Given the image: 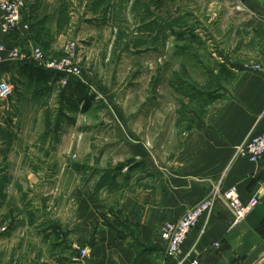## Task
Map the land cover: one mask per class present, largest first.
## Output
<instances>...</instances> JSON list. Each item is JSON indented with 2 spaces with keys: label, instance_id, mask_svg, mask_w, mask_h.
I'll list each match as a JSON object with an SVG mask.
<instances>
[{
  "label": "crops",
  "instance_id": "crops-1",
  "mask_svg": "<svg viewBox=\"0 0 264 264\" xmlns=\"http://www.w3.org/2000/svg\"><path fill=\"white\" fill-rule=\"evenodd\" d=\"M84 2L33 0L19 29L11 36L0 32V40L11 50L39 46L55 53L73 42L93 63L96 43L106 51L104 42L112 31L94 30L87 16L81 20ZM182 3L195 9L196 16L204 15L206 27L188 31V52L194 56L184 62L188 76L183 82L177 78L173 99H184L190 123L187 129H174L178 140L172 145L158 140L156 148H172L174 156L156 160V178L132 170L120 195L86 184L70 189L63 184L69 175L62 170L66 158L54 157L51 138L21 141L14 133L23 130L4 124L6 108L0 102V264H177L179 259L168 256L161 241L162 225L179 220L215 189L223 193L234 186L243 203L257 199L258 205L235 225L228 202L218 199L206 232L200 236L194 229L181 254L192 249L201 264H245L264 243V158L254 164L237 154L248 138L264 131V73L254 69L264 62V0ZM201 7L205 12H197ZM43 19L44 24L31 29ZM19 66L9 60L1 64L0 79L11 80ZM34 96L23 94L21 100ZM197 97L203 104L197 106ZM179 114L178 109L177 118ZM51 127L47 121L40 129L46 135ZM58 163L61 169L53 171ZM83 248L89 252L80 259Z\"/></svg>",
  "mask_w": 264,
  "mask_h": 264
},
{
  "label": "rangeland",
  "instance_id": "rangeland-1",
  "mask_svg": "<svg viewBox=\"0 0 264 264\" xmlns=\"http://www.w3.org/2000/svg\"><path fill=\"white\" fill-rule=\"evenodd\" d=\"M90 1L80 5L81 20L87 16L89 27L112 31L104 42L106 51L105 46L99 48L96 43L95 62L86 61V56L77 52L83 68L80 81L94 87L92 107L85 112L70 111L60 97L64 87L55 84L36 89L19 75L18 68L11 74L15 95L5 104L4 124L23 130L21 134L14 133L21 135V141L51 138L54 157L66 158L62 170L69 175L63 184L67 183L70 189L86 184L100 187L108 195L113 190L120 195L129 184L132 170L156 178V160L174 156L172 148H156L158 140L162 146L172 145L178 140V136L173 137L174 129L189 127L190 121L184 115L187 106L183 98L173 99V88L177 78L183 82L188 76L184 62L194 56L188 52V31L206 26L204 15L196 16V10L185 6L183 0H96L91 4ZM202 11L205 12L203 7L197 12ZM178 30L186 32L179 35L175 33ZM45 54L52 59L66 55L65 50L61 53L46 50ZM110 60L112 68L107 64ZM185 92L181 88L180 96ZM23 94L38 97L21 100ZM198 97L197 106L203 104ZM47 121L52 127L45 135L40 128ZM143 144L144 151L134 149ZM36 152L44 153L39 149ZM53 169L59 172L60 163L54 164ZM261 260L257 264H264V256Z\"/></svg>",
  "mask_w": 264,
  "mask_h": 264
},
{
  "label": "built area",
  "instance_id": "built-area-1",
  "mask_svg": "<svg viewBox=\"0 0 264 264\" xmlns=\"http://www.w3.org/2000/svg\"><path fill=\"white\" fill-rule=\"evenodd\" d=\"M33 0H0V32L5 36H11L19 29L23 13L28 9ZM78 45L70 43L65 47V54L60 58L48 57L40 47H34L31 51L21 52L9 49L0 40V65L7 60L17 63H30L35 67L43 68L62 75L61 83L65 86L70 79L80 80L83 77V68L78 58ZM264 73L262 67H254ZM15 86L8 79H0V102L7 104L15 95ZM238 156L257 164L264 158V131L256 136L248 138L239 148ZM224 198L234 213V224L240 223L258 205V200L253 199L243 203L236 186L225 192L217 188L213 193L202 200L191 210L186 212L179 220L167 222L160 228V237L168 256L178 258L177 264H199L197 257L191 256L192 249L186 254H181L182 246L194 229H198L200 236L206 232V227L212 216L216 202ZM89 248L79 250V258L87 257Z\"/></svg>",
  "mask_w": 264,
  "mask_h": 264
},
{
  "label": "trees",
  "instance_id": "trees-1",
  "mask_svg": "<svg viewBox=\"0 0 264 264\" xmlns=\"http://www.w3.org/2000/svg\"><path fill=\"white\" fill-rule=\"evenodd\" d=\"M44 24V19L37 24H32L31 29ZM38 31V29H37ZM19 75L25 79L29 85L38 87H49L57 84L62 75L43 68L35 67L30 63H20ZM62 103L70 110L79 112L88 111L95 100L91 87L80 80L70 79L61 91Z\"/></svg>",
  "mask_w": 264,
  "mask_h": 264
},
{
  "label": "water",
  "instance_id": "water-1",
  "mask_svg": "<svg viewBox=\"0 0 264 264\" xmlns=\"http://www.w3.org/2000/svg\"><path fill=\"white\" fill-rule=\"evenodd\" d=\"M264 256V243L259 246L253 254L249 257V259L245 262V264H257Z\"/></svg>",
  "mask_w": 264,
  "mask_h": 264
},
{
  "label": "bare ground",
  "instance_id": "bare-ground-1",
  "mask_svg": "<svg viewBox=\"0 0 264 264\" xmlns=\"http://www.w3.org/2000/svg\"><path fill=\"white\" fill-rule=\"evenodd\" d=\"M262 262V260H260Z\"/></svg>",
  "mask_w": 264,
  "mask_h": 264
}]
</instances>
